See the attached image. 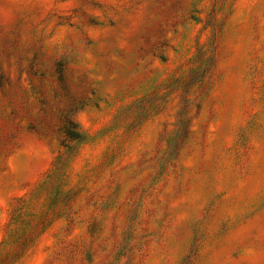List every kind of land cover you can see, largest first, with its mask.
<instances>
[{
    "label": "rangeland",
    "instance_id": "rangeland-1",
    "mask_svg": "<svg viewBox=\"0 0 264 264\" xmlns=\"http://www.w3.org/2000/svg\"><path fill=\"white\" fill-rule=\"evenodd\" d=\"M0 264H264V0H0Z\"/></svg>",
    "mask_w": 264,
    "mask_h": 264
},
{
    "label": "trees",
    "instance_id": "trees-1",
    "mask_svg": "<svg viewBox=\"0 0 264 264\" xmlns=\"http://www.w3.org/2000/svg\"><path fill=\"white\" fill-rule=\"evenodd\" d=\"M68 124L64 126V133L70 139H82L83 132L78 128V124L71 118H67Z\"/></svg>",
    "mask_w": 264,
    "mask_h": 264
}]
</instances>
